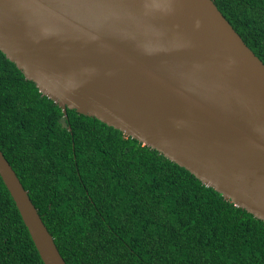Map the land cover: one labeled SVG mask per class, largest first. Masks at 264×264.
Here are the masks:
<instances>
[{"label": "water", "instance_id": "obj_1", "mask_svg": "<svg viewBox=\"0 0 264 264\" xmlns=\"http://www.w3.org/2000/svg\"><path fill=\"white\" fill-rule=\"evenodd\" d=\"M0 51L41 94L184 167L264 222V62L213 0H0ZM43 264H66L0 150Z\"/></svg>", "mask_w": 264, "mask_h": 264}, {"label": "trees", "instance_id": "obj_2", "mask_svg": "<svg viewBox=\"0 0 264 264\" xmlns=\"http://www.w3.org/2000/svg\"><path fill=\"white\" fill-rule=\"evenodd\" d=\"M264 62V0H213ZM0 150L66 264H264V222L41 94L0 51ZM0 264H43L0 177Z\"/></svg>", "mask_w": 264, "mask_h": 264}]
</instances>
